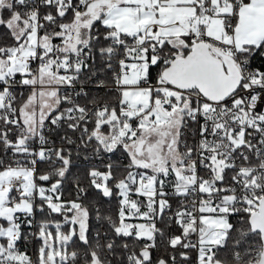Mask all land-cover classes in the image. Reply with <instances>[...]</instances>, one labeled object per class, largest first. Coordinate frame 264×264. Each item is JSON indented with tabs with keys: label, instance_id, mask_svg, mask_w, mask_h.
I'll return each instance as SVG.
<instances>
[{
	"label": "snow or ice",
	"instance_id": "snow-or-ice-1",
	"mask_svg": "<svg viewBox=\"0 0 264 264\" xmlns=\"http://www.w3.org/2000/svg\"><path fill=\"white\" fill-rule=\"evenodd\" d=\"M0 264H264V0H0Z\"/></svg>",
	"mask_w": 264,
	"mask_h": 264
},
{
	"label": "trees",
	"instance_id": "trees-1",
	"mask_svg": "<svg viewBox=\"0 0 264 264\" xmlns=\"http://www.w3.org/2000/svg\"><path fill=\"white\" fill-rule=\"evenodd\" d=\"M89 87H91V86H89ZM28 250H29V252L32 251L31 246H28Z\"/></svg>",
	"mask_w": 264,
	"mask_h": 264
}]
</instances>
